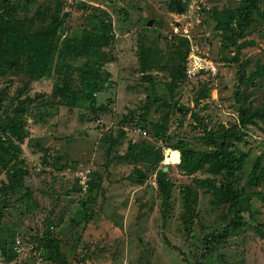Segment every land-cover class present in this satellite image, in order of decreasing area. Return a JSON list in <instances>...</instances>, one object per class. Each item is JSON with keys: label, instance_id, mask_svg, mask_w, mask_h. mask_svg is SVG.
<instances>
[{"label": "rangeland", "instance_id": "374dc122", "mask_svg": "<svg viewBox=\"0 0 264 264\" xmlns=\"http://www.w3.org/2000/svg\"><path fill=\"white\" fill-rule=\"evenodd\" d=\"M5 1L11 8L17 3L26 46L18 70L0 69V115L22 103L30 109L23 116L29 136L17 156L30 198L0 191V264H193L204 234L225 227L226 210L198 190L193 232L183 231L181 187L192 186L194 178L219 180L206 168L184 175L179 153L153 134L161 124L167 136L185 139L195 149H203L198 139L208 133L233 129L239 134L237 148L246 161L234 187L242 190L248 226L216 244L204 264H264V177L248 186L259 156L258 169L264 170V122L242 125L239 114L264 106V75L243 79L264 66V19L254 16L236 41V46H248L237 53L236 47H224L217 23L240 0H182L187 3L183 14L169 10L170 0ZM95 17L105 22L103 34H111L112 43L101 50L111 61L103 66L109 73L106 88L94 96L95 107L105 112L94 116L87 102L64 106L55 86L81 90L78 72L66 70L81 67L84 58L69 57L64 45L68 37L90 32L88 20ZM186 49L215 63L216 74L178 78L174 70L183 65ZM201 89L206 97L196 102ZM122 131L124 137L110 147ZM133 145L153 147L162 160H127ZM165 168L171 186L167 206L157 189ZM2 182L4 170L0 187ZM81 201H88V210L78 215ZM47 233L57 246L52 259L35 249Z\"/></svg>", "mask_w": 264, "mask_h": 264}, {"label": "trees", "instance_id": "16d2710c", "mask_svg": "<svg viewBox=\"0 0 264 264\" xmlns=\"http://www.w3.org/2000/svg\"><path fill=\"white\" fill-rule=\"evenodd\" d=\"M260 2L261 0H240L234 12L230 10L223 12L217 23L218 29H216L222 33L221 38L225 43L224 47H236V52L238 53L241 49L248 46V43L236 46V41L244 37L245 32L251 26L254 16L264 19V10H260ZM0 4L2 10L0 12V69L18 70L20 61L24 58L26 46L25 29L20 27L18 18H16L18 15V10L15 7L17 3L14 4L13 8H11L12 3L9 1L1 0ZM168 8L173 13L183 14L186 12L187 3L182 0H170ZM88 21L92 30L90 32L83 31L84 33L79 38L68 37L64 45L69 57L84 58V63L81 67L72 68L68 66V70H66L78 72L81 90L73 93L62 84H57L55 90L64 106L73 109L77 107L78 103L87 102V112L95 116L98 113L105 112L104 108L95 107L94 96L104 90L107 85L109 73L104 70L103 66L111 61L104 58L101 50L111 45L112 37L111 34L108 37L103 34L108 29L102 19L98 20L95 17ZM182 42H185V40H182ZM52 49H56V46H53ZM141 52L140 58L144 59V50L141 49ZM188 52L186 49L187 55ZM187 55L180 58V61H183V65L174 70L178 78L184 77V63ZM236 61L237 58L234 57L232 62ZM263 67L250 75L247 74L246 78L243 75V79L251 82L257 74L264 75ZM244 72V69H242V74H245ZM47 73L45 70L44 75ZM34 74L36 73L31 75L34 77ZM40 76L42 77L38 73V77ZM197 97L196 102L199 99H204L206 92L201 89ZM236 103L240 104L238 100ZM28 112H30V109L25 103H22L18 109L3 112L0 115V170H4L6 176V182L1 183L0 191L3 196L21 193L20 200L30 198L25 183L27 175L19 165L20 160H17L18 154L21 153V144L29 136L28 130L23 124V116ZM239 114L242 125L256 126L257 122H264V106L259 110H241ZM93 119H96V117H93ZM130 120V122L134 123L132 119ZM141 122L146 124L144 116H142ZM124 134V131H122L114 140H111L110 147L117 146ZM153 134L157 139L163 141L168 149L179 153L178 168L184 175L192 176L206 168L205 172L211 175L213 180H219L214 182L208 177L204 179L194 178L192 186L185 185L180 189L183 204L182 229L189 236L193 232L192 226L195 207L198 202V190L210 195L214 205L217 207L223 206L226 210V215L222 217L225 227L217 234L209 232L204 234L202 238L203 247L201 254L193 264H204L209 255L213 253V248H215L216 244L226 240L230 234L248 226V221L244 220L242 216L245 202L242 190L239 187H234L237 185L235 182L236 175L242 170L246 161V155L237 148V144L241 142V137L233 129L222 133H208L198 139L203 149H195L185 139L178 136H167L162 124L159 126L155 125ZM133 147L134 150H131L125 156L129 161L158 164L162 160L161 154L153 153V147L141 146V148H138L135 145ZM261 159V156L257 158L258 161H256L251 170L248 180V186L250 187L257 186L259 179L262 180L264 177V170L260 171L258 169ZM164 177L165 172L162 171L161 177L157 180V189L163 205L167 206L171 200V186ZM80 203L82 209L78 212V215L88 210V201H81ZM1 220L2 214L0 213V227ZM74 222L76 225L80 224L78 220H74ZM35 249L37 251L41 249L48 259H52L54 253L57 255V246L54 245V240L49 237L48 233L37 239Z\"/></svg>", "mask_w": 264, "mask_h": 264}, {"label": "built area", "instance_id": "2783aa9c", "mask_svg": "<svg viewBox=\"0 0 264 264\" xmlns=\"http://www.w3.org/2000/svg\"><path fill=\"white\" fill-rule=\"evenodd\" d=\"M216 69L215 63L201 56L197 50L190 51L184 63L185 75L190 79L203 74L214 76Z\"/></svg>", "mask_w": 264, "mask_h": 264}, {"label": "water", "instance_id": "95a60500", "mask_svg": "<svg viewBox=\"0 0 264 264\" xmlns=\"http://www.w3.org/2000/svg\"><path fill=\"white\" fill-rule=\"evenodd\" d=\"M151 22H148V26H150ZM167 168L164 169V172H166Z\"/></svg>", "mask_w": 264, "mask_h": 264}]
</instances>
